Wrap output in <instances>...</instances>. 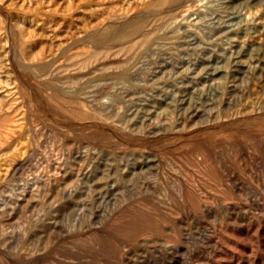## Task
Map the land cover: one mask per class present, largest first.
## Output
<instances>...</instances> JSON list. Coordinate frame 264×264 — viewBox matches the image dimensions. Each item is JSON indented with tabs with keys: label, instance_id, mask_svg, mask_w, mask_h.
I'll return each instance as SVG.
<instances>
[{
	"label": "rangeland",
	"instance_id": "1",
	"mask_svg": "<svg viewBox=\"0 0 264 264\" xmlns=\"http://www.w3.org/2000/svg\"><path fill=\"white\" fill-rule=\"evenodd\" d=\"M0 194V264H264V0H0Z\"/></svg>",
	"mask_w": 264,
	"mask_h": 264
},
{
	"label": "bare ground",
	"instance_id": "2",
	"mask_svg": "<svg viewBox=\"0 0 264 264\" xmlns=\"http://www.w3.org/2000/svg\"><path fill=\"white\" fill-rule=\"evenodd\" d=\"M160 10H161V9H160ZM141 11H142V10H140V12H141ZM116 12H118V11H116ZM154 12H155V11H153V13H154ZM158 12H159V11H158ZM158 12H157V13H158ZM141 13H142V12H141ZM155 13H156V12H155ZM155 13H154V14H155ZM157 13H156V14H157ZM114 14H115V13H114ZM142 14H146V12H145V13H142ZM150 14H152V13H150ZM150 14H149V15H150ZM156 14H155V16H156ZM146 15H147V14H146ZM115 17H116V16H115ZM123 19H124V18H123ZM129 19H130V18H129ZM128 21H129V20H128ZM128 21H127V22H128ZM130 21H131V20H130ZM139 21H140V20H139ZM37 22H38V21H37ZM132 22H133V21H132ZM35 23H36V22H35ZM119 23H120V22H119ZM139 23H140V22H139ZM36 24H37V23H36ZM40 24H41V23H39V25H40ZM7 26H8V25H7ZM40 26H41V25H40ZM139 26H140V25H139ZM9 27H11V26H9ZM46 27H47V26H46ZM46 27H44V30L46 29V31H47V28H46ZM6 28H7V27H6ZM49 28H51V27H49ZM49 28H48V29H49ZM10 29H11V28H10ZM51 29H52V28H51ZM51 29H49V30L51 31ZM125 29H126V28H125ZM137 29H138V28H137ZM7 30H8V29H7ZM63 31H64V30H63ZM4 33H5V31H4ZM49 33H50V32H49ZM54 33H55V35H57V34H56V33H57L56 31H55ZM80 33H81V32H80ZM148 33H149V32H148ZM1 34H2V33H1ZM77 34H78V33H77ZM134 34H135V33H134ZM55 35H54V36H55ZM5 36H7V35H5ZM7 37H8V36H7ZM11 37H12V36H10V39H12ZM148 37H149V35H148ZM56 38H57V37H56ZM59 38H60V37H59ZM59 38H58V39H59ZM137 38H138V37H137ZM139 38H140V37H139ZM143 38H144V37H143ZM15 39H16V37H15ZM19 39H20V38H19ZM23 40H24V39H23ZM80 40H81V39H80ZM135 40H137V39H135ZM55 41H57V39H56ZM108 41H109V39H108ZM110 41H111V40H110ZM20 42H21V41H19V43H20ZM62 42H63V41H62ZM78 42H79V41H78ZM82 42H83V41H82ZM134 42H135V41L133 40V41H132V45H133ZM142 42H143V41H142ZM142 42H141V45H142ZM144 42H145V41H144ZM12 43H13V42H12ZM54 43L56 44V42H54ZM240 43H241V42H240ZM73 44H74V43H73ZM75 44H76V43H75ZM244 44H245V42L243 43V45H244ZM11 45H12V44H11ZM141 45H140V46H141ZM29 46H30V45H29ZM56 46H58V51H59V52H60L61 50H63V48H64V47H62V46H63L62 43H61V42L59 43V41H58V45H56ZM140 46H139V47H140ZM117 47H118V46H117ZM139 47H137V48H139ZM126 48H128V47H126ZM93 49H94V48H93ZM47 50H48V49H47ZM9 51H10V49H9ZM94 51H95V50H94ZM95 52H96V51H95ZM77 54H78V53H77ZM80 54H81V53H80ZM78 55H79V54H78ZM30 56H31V55H29L28 57H30ZM71 56H72V55H71ZM72 57H73V56H72ZM28 59H29V58H28ZM54 59H55V58H54ZM85 59H87V58H85ZM82 60H83V59H82ZM30 61H31V60H30ZM49 61H50V60H49ZM25 62H26V61H25ZM26 63H27V62H26ZM79 63H80V61H79ZM37 64H38V63H37ZM37 64H36V65H37ZM41 71H43V70H41ZM48 73H49V71H48ZM48 73H46V74L48 75ZM46 74H45V75H46ZM81 103H82V102H81ZM11 127H12V126H11ZM17 132H18V131H17ZM89 141H90V140H89ZM89 141H88V142H89ZM3 143H4V142H3ZM6 145H7V144H6ZM17 145H18V144H17ZM13 146H14V145H13ZM84 148H85V147H84ZM94 150H95V149H94ZM3 152H4V151H3ZM97 152H98V151H97ZM1 153H2V152H1ZM67 179H68V178H67ZM0 195H1V194H0ZM15 196H16V194H15ZM22 196H23V195H22ZM22 196H21V199H22ZM17 197H20V196H17ZM31 238H32V237H31ZM33 238H34V237H33ZM29 240H31V239L29 238ZM33 240H34V239H33Z\"/></svg>",
	"mask_w": 264,
	"mask_h": 264
}]
</instances>
